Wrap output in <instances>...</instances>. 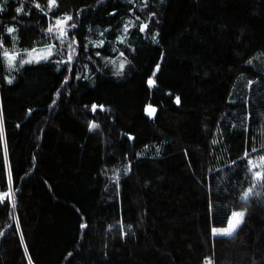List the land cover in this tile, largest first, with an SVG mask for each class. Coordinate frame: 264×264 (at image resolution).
Returning a JSON list of instances; mask_svg holds the SVG:
<instances>
[{"label": "trees", "instance_id": "16d2710c", "mask_svg": "<svg viewBox=\"0 0 264 264\" xmlns=\"http://www.w3.org/2000/svg\"><path fill=\"white\" fill-rule=\"evenodd\" d=\"M262 156L264 0H0V264H264Z\"/></svg>", "mask_w": 264, "mask_h": 264}, {"label": "snow or ice", "instance_id": "6c2138e0", "mask_svg": "<svg viewBox=\"0 0 264 264\" xmlns=\"http://www.w3.org/2000/svg\"><path fill=\"white\" fill-rule=\"evenodd\" d=\"M56 0H50V6H54L55 5ZM18 12L22 11V9H17ZM72 17L68 16L65 17L62 20H57L55 22V25L53 27L49 28V32H53V31H59L62 35L65 34L64 32V28H63V24L67 21V20H71ZM9 33H12L15 31V29L9 28L7 30ZM125 31H127V29H125ZM36 50L33 49V52H35ZM47 53L50 54L51 52V47H49L48 50H46ZM29 55L31 56V53H29ZM4 56L8 59V63L9 66H12L13 61L15 59V55H10L8 53L7 50L4 51ZM42 58H47V56H43ZM27 62H31V61H21V63H27ZM123 67V64H121V68ZM153 81H149V84H152ZM95 109V106H94ZM262 162H264V158H261ZM249 163L251 164L252 161H249ZM253 167H256L255 164H253ZM256 177L259 178L261 176V173L257 172ZM252 189H249L247 192L244 193V199H247L248 196L251 194ZM244 216V212H233L232 213V218H230L228 220V227L224 228V229H213L214 234H220V235H225V236H231L233 235V233L235 232L236 228L239 226V224L242 222Z\"/></svg>", "mask_w": 264, "mask_h": 264}, {"label": "rangeland", "instance_id": "374dc122", "mask_svg": "<svg viewBox=\"0 0 264 264\" xmlns=\"http://www.w3.org/2000/svg\"><path fill=\"white\" fill-rule=\"evenodd\" d=\"M58 20H62V19H58ZM55 22L53 23V26L55 25ZM64 25H65V23L63 24V28H64ZM54 32L57 35H61V33L58 30L54 31ZM49 47H51L50 54L47 53V51H46V50L49 49ZM33 49H35L36 51L33 52ZM33 49L28 50L26 53H22V54H21V51L18 48H16V47L13 48V49L7 50L10 55H15V59L13 61L12 66L17 65V64L23 65V64H28V63H37V62L47 61V60H50L52 58H55V49L53 47V44L52 45L51 44H47V45H43V46H37V47H35ZM29 53H31V56L29 55ZM45 55L47 56V58H42ZM6 61L8 63V59L7 58H6ZM21 61H31V62L21 63ZM8 65H9V63H8ZM12 66H9V67H12ZM261 158H264V156H262ZM261 158H259L257 160H252L251 165L253 166V164H255L256 168H262L264 166V162H262ZM243 197H244V194H243ZM233 212H243V211L242 210H234V211H232L230 216H229V219L232 218V213ZM227 227H228V222L225 225H223V226L213 227L212 228V234L213 235H220V234H214L213 229H224V228H227Z\"/></svg>", "mask_w": 264, "mask_h": 264}]
</instances>
